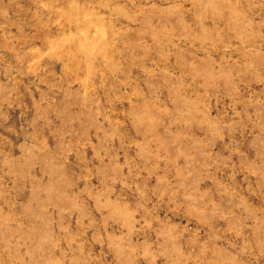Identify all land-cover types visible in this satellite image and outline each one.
<instances>
[{"label": "rangeland", "instance_id": "rangeland-1", "mask_svg": "<svg viewBox=\"0 0 264 264\" xmlns=\"http://www.w3.org/2000/svg\"><path fill=\"white\" fill-rule=\"evenodd\" d=\"M0 264H264V0H0Z\"/></svg>", "mask_w": 264, "mask_h": 264}]
</instances>
